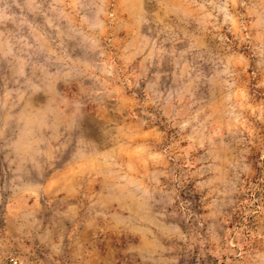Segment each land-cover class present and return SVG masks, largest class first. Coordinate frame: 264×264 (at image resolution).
Returning a JSON list of instances; mask_svg holds the SVG:
<instances>
[{"label": "clouds", "instance_id": "1", "mask_svg": "<svg viewBox=\"0 0 264 264\" xmlns=\"http://www.w3.org/2000/svg\"><path fill=\"white\" fill-rule=\"evenodd\" d=\"M38 30L56 49L46 67L29 43ZM161 33L179 48L157 49ZM130 36L139 54L151 45L178 74L145 57V94L119 62ZM250 67L264 73V0H0V264H216L225 255L229 264H264L260 215L207 254L252 163L264 162L251 148L264 147V101L252 109L242 96ZM49 92L60 97L54 108ZM106 98L117 103L105 124L92 112ZM177 137L200 165L178 177L170 163ZM138 140L136 160L151 170L136 178L115 161ZM79 165L75 199L62 181L49 188ZM185 179L192 190L181 215L175 187ZM20 193L36 203L28 208ZM193 238L204 246L199 259L188 250Z\"/></svg>", "mask_w": 264, "mask_h": 264}, {"label": "rangeland", "instance_id": "2", "mask_svg": "<svg viewBox=\"0 0 264 264\" xmlns=\"http://www.w3.org/2000/svg\"><path fill=\"white\" fill-rule=\"evenodd\" d=\"M67 11L71 12V9H67ZM120 15L122 19L127 20V12H122L120 13ZM29 22L31 23V19H29ZM26 27L27 26L25 25V28ZM118 27L120 26L118 25ZM124 34V31L120 32L121 37ZM29 43L33 45L34 49H39L38 56L34 59L39 60L40 63L46 67L45 59L51 54V52L56 50L55 46L48 38V33L41 32L38 30L36 34L32 35L29 38ZM154 44L157 49L163 50H168L174 47L179 48V46L175 45V43L171 41L170 38L166 39L164 33L160 34L159 39L154 40ZM188 45L189 47H191L192 42L188 41ZM123 47L128 49V53H126L124 59L119 62L121 64L127 63L128 80L132 83H135L139 88H142L145 94H147L148 92L146 82L147 78L145 76H142L141 72L139 71V69L145 63V57H150L151 62L157 66L163 65L166 70L170 71L173 75H176L179 72V70L175 67L174 64L168 62L169 58L167 56H164L163 59H160V56L153 51L151 45L149 46V48L143 50V55L139 54L137 40L135 36H130V39L124 43ZM242 80L247 86V94L245 96L242 93V96L245 99L250 97L251 99H248L247 102L251 105L252 109H255L261 101H264V73L254 74L252 68L250 67L247 73L242 76ZM56 83V81H53L50 87H54ZM65 87V85L60 84L61 89H64ZM113 87H117V92H113L111 95L116 96L119 92L118 85H113ZM48 94L51 96V107L54 108L55 104L53 102L59 99L60 97L57 96L55 92H49ZM128 95H132V93L129 92ZM65 99H67V97H65ZM115 103H117V101L111 100L110 98H106L105 104L96 107L95 110L92 112V115H94L95 118L101 123H109L113 116V113L110 108ZM44 107L47 109L49 105H45ZM130 113H136V109L129 107L124 110V115L129 117V122H131V120L134 118V116L129 115ZM257 114L259 115V113ZM174 144L175 159L170 163L177 167V177L179 176L180 168L192 167V169L195 170V168L200 166L196 161L195 154L192 155L191 159H189L188 156L185 154L188 148L187 141H180L179 137H177ZM251 148L254 156L257 155L258 148L260 149V153L264 154V147H261L258 144L251 145ZM142 151V141L138 140L136 142H132L131 147H126L120 159L116 160L115 163L122 164L125 168V171L129 172L130 177L139 178L143 174L145 168L151 170L150 164H147L145 162H138L136 160V153ZM105 160L108 161L109 158L105 157ZM137 164H139L138 167L136 166ZM83 168L84 165H79L75 168L68 166L65 170L60 173L59 180L53 179L50 181L49 188H55L56 185L62 181L64 184L70 187L69 198L75 199L79 192L78 187L75 185V178L80 174ZM261 187H263V189ZM95 190V186H93V191ZM191 190L192 185L188 182L187 179H185L184 185H177L175 187V207L179 210L181 215L186 211V201L183 200V196L188 197V200H190ZM49 195L51 196V192L49 193ZM19 197H22L23 203H25L28 208H31L33 203H36L35 197L29 199V197L24 193H20ZM17 198H14L10 202V207L15 206ZM47 203L49 206H51L54 203V199L50 198ZM198 207H200L201 215H205L207 213V208L205 206L200 204L198 205ZM257 208L260 209L259 212L253 211ZM75 211V207H70L68 209V213H74ZM256 215H260L261 218L264 219V162L252 163V171L249 176L245 179L242 192L239 194L238 197L237 209L234 214L225 218L224 222L227 225V228L226 231L223 233L221 240L216 242H209V244L207 245L208 256H213L216 252V249H218L222 243H225L227 241L229 235L235 234V230L238 229L241 225H248L249 227H254L256 223ZM197 235H202V233H198ZM202 247H204L203 244L201 243L198 245L194 238L189 241L188 250L192 253L195 259H199ZM57 264H59V262H57ZM216 264H229V257L226 255L222 257H217Z\"/></svg>", "mask_w": 264, "mask_h": 264}, {"label": "trees", "instance_id": "3", "mask_svg": "<svg viewBox=\"0 0 264 264\" xmlns=\"http://www.w3.org/2000/svg\"><path fill=\"white\" fill-rule=\"evenodd\" d=\"M262 189H263V187H261ZM185 195V194H184ZM183 200L184 201H187L188 200V197H185V196H183Z\"/></svg>", "mask_w": 264, "mask_h": 264}]
</instances>
